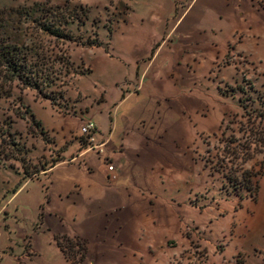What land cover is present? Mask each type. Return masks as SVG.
I'll use <instances>...</instances> for the list:
<instances>
[{"label": "rangeland", "instance_id": "obj_1", "mask_svg": "<svg viewBox=\"0 0 264 264\" xmlns=\"http://www.w3.org/2000/svg\"><path fill=\"white\" fill-rule=\"evenodd\" d=\"M161 2L0 0V39L30 55L35 78L7 81L0 94V226L12 232L8 252L19 258L0 264H264V234L254 242L248 230L256 207L255 224L264 227V0H243L230 19L226 11L203 13L190 66L189 50L174 51V72L187 68L190 76L175 73L170 82L169 171L189 183L172 202L151 191L137 221L113 206L68 227L50 212L48 193L42 207L33 188L21 193L28 180L69 162L79 152L74 144L95 142L81 132L92 123L82 113L103 95L83 87L112 91L125 85L133 56L151 58L129 40L139 25L169 35L177 13L161 18ZM45 23L60 35L48 34ZM21 228L31 234L18 239ZM67 240L79 245L64 253L58 243Z\"/></svg>", "mask_w": 264, "mask_h": 264}, {"label": "crops", "instance_id": "obj_2", "mask_svg": "<svg viewBox=\"0 0 264 264\" xmlns=\"http://www.w3.org/2000/svg\"><path fill=\"white\" fill-rule=\"evenodd\" d=\"M161 1V18H171L177 13L173 28L166 31L169 35L165 36L164 30L155 24L139 25L135 39L129 40L131 47H137L143 57L153 53L151 58L142 62L133 56L129 60L131 71L125 85L117 83L112 91L83 87L87 94L94 97L103 95L101 102L97 101L96 105L88 108L89 111L82 113L84 121L96 126L95 142L87 149L80 147V143L74 144L79 152L69 162L56 164L48 173L42 174L40 180H28L21 189V193H30L33 188L41 207L48 193L51 197L48 202L50 212L68 227L75 222L79 227L89 216L98 212L105 214L113 206L122 207L127 221H137L149 192L169 194L168 200L172 202L171 196L188 187L189 179H176L169 171L176 129L169 116L172 108L168 99L173 92L170 82L176 76L178 79H189L190 76L187 68L182 73L174 72V51L176 48L189 50L185 59L186 65L190 66L191 50H197L200 38L203 13L212 16L211 13L226 11L229 14H224V17L230 19L231 13H237L236 9L243 4V0H178L185 3V8L178 11L173 3L176 0ZM200 3L206 7L198 10ZM229 5L234 6L233 10L227 7ZM210 34L208 39H212ZM192 56L196 57V53ZM115 57L119 59V56ZM93 72L83 77L87 78ZM119 84L122 88L118 87ZM167 129L170 131L167 132ZM159 138L164 140L162 144ZM159 153L162 157L158 156ZM106 160L114 171L108 170ZM256 212L248 224L254 242L264 234V227L255 224ZM29 230L21 228L15 234L18 239L24 238L31 234ZM11 235L8 227L4 230L0 226V253L4 254L0 259L19 260L8 252Z\"/></svg>", "mask_w": 264, "mask_h": 264}, {"label": "trees", "instance_id": "obj_3", "mask_svg": "<svg viewBox=\"0 0 264 264\" xmlns=\"http://www.w3.org/2000/svg\"><path fill=\"white\" fill-rule=\"evenodd\" d=\"M44 30L47 31L51 36H59L62 30H58L51 23H45ZM69 32V30H68ZM71 34V32H69ZM90 46V45H89ZM97 46H100V43H97ZM22 49L19 46H14V44H4L2 39H0V94H2V88H4V84L7 81L14 82L16 80L28 81L34 76L31 71L29 62L30 55L23 54ZM28 63V64H27ZM40 73H36L35 75H39ZM32 79H35L34 77ZM37 81H34V84ZM251 192V187L247 189ZM241 197V196H240ZM67 246L63 244H59V247L66 253L67 248L75 249L79 244L73 243L69 240Z\"/></svg>", "mask_w": 264, "mask_h": 264}, {"label": "built area", "instance_id": "obj_4", "mask_svg": "<svg viewBox=\"0 0 264 264\" xmlns=\"http://www.w3.org/2000/svg\"><path fill=\"white\" fill-rule=\"evenodd\" d=\"M95 124L94 123H88L86 126H83L81 129L82 134L88 138L90 143L95 141ZM109 171H114V167L112 165L108 166ZM112 178H116V176H113Z\"/></svg>", "mask_w": 264, "mask_h": 264}]
</instances>
